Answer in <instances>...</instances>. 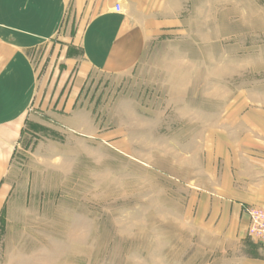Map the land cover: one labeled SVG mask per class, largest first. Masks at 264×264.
<instances>
[{
  "label": "rangeland",
  "instance_id": "obj_1",
  "mask_svg": "<svg viewBox=\"0 0 264 264\" xmlns=\"http://www.w3.org/2000/svg\"><path fill=\"white\" fill-rule=\"evenodd\" d=\"M186 30L93 73L73 114L37 99L0 184V264H215L194 183L264 152V0H200Z\"/></svg>",
  "mask_w": 264,
  "mask_h": 264
},
{
  "label": "crops",
  "instance_id": "obj_2",
  "mask_svg": "<svg viewBox=\"0 0 264 264\" xmlns=\"http://www.w3.org/2000/svg\"><path fill=\"white\" fill-rule=\"evenodd\" d=\"M199 16L200 0H0V184L40 96L73 114L93 73L133 71L145 45L189 33ZM240 152L208 188L194 183L199 217L223 243L215 264H264L243 214L264 209V152Z\"/></svg>",
  "mask_w": 264,
  "mask_h": 264
},
{
  "label": "built area",
  "instance_id": "obj_3",
  "mask_svg": "<svg viewBox=\"0 0 264 264\" xmlns=\"http://www.w3.org/2000/svg\"><path fill=\"white\" fill-rule=\"evenodd\" d=\"M120 10L119 7H117ZM243 214L248 220V236L257 244L264 246V209L247 206Z\"/></svg>",
  "mask_w": 264,
  "mask_h": 264
}]
</instances>
